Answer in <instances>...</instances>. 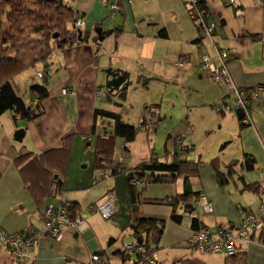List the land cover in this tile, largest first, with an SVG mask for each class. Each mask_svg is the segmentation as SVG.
Listing matches in <instances>:
<instances>
[{
    "label": "crops",
    "instance_id": "obj_1",
    "mask_svg": "<svg viewBox=\"0 0 264 264\" xmlns=\"http://www.w3.org/2000/svg\"><path fill=\"white\" fill-rule=\"evenodd\" d=\"M142 1L156 4L161 0ZM180 1L184 5V13L174 10L170 13L172 21L169 23H163L160 18H147L143 17V14H137L133 9L136 4L134 0H80L77 6H73L74 0H72L67 4L74 10L76 19L84 18L86 27L84 32L88 34L86 39L88 38L90 44L79 43L72 47L58 48L51 54V60L50 58L46 60L43 69L52 73V77L46 82L49 96L41 105L43 114L32 121H25V125L21 127L25 131L21 141L23 145H19L21 148L15 149L10 138L14 131H2L1 128H4L5 124L0 121V233L9 236L28 229L42 233V236L35 241L32 252L21 264H88L89 256L99 251L107 255L109 264L121 263L120 259L117 261L116 258H112L118 250L116 249L117 230L122 232L123 237L128 236L132 240L125 227H128L130 220H134V217H129L127 172L148 161L151 153L162 162H171L176 153L180 152L176 143L177 137L182 140L184 146L189 147V152H183L187 155V160L198 164L195 175L189 176L186 180L178 177L168 183H149L138 200L144 217L163 219L165 222L157 254L161 258L162 255L176 257L180 253L189 256L185 246L192 232L169 221L172 212L170 207L144 204L147 200H163L190 189L198 195L194 202L196 208L201 194L212 201L214 214H203L205 219L199 217L200 215L197 216L205 223L208 216H212L213 218L206 223L209 227L227 228L231 225L237 227L245 216L243 206L234 202L232 193L235 194L240 189L236 179L239 181L244 179L245 185L248 186L256 184L250 182L249 175L244 177L239 175L241 164L237 163L242 162L245 155H249L256 164L254 149L264 151V98L252 100L249 111L253 123L251 126L240 124V115L237 111L223 112V114L214 112L212 107L230 102L233 95L229 94L225 85H217L209 79L208 73L202 67L201 59L203 56H209L211 61L219 66L218 53H227L226 66L238 88L248 89L253 85H264V45L260 42V39H264V0H236L237 6L227 0H206L207 2L204 3L207 6L206 11L202 10V6H198L194 8L193 13H190V7L183 0ZM115 4L119 6V11L113 13L109 7ZM112 14H114L113 18L110 16ZM194 20L198 22L199 30ZM177 24L178 37L176 34L174 37L171 31H174V26ZM104 25L107 26L106 29ZM98 28L103 32L102 41L98 34L95 36L92 34L93 29L97 31ZM204 30L209 32L205 34ZM204 39L207 40V45L204 44ZM158 41L163 44L164 41H168L170 46L172 41H177L178 43H173L175 49L172 52L175 54V62L180 59L189 62L188 68L178 66L176 62L177 75L171 77L181 81L180 84L188 89V93L183 96L185 102L187 101L183 114L185 119L174 120L173 116L165 114L164 110L160 109L163 106L162 98L158 105L151 106L153 108L147 107L142 118H139V121L142 120V125L150 127L145 121L150 111L156 113L157 118L156 124L153 125L155 131L152 140H148L149 149L145 155H139L132 149L133 143L125 145L122 139H117L114 148L118 140L121 143H118L116 156L114 154L112 157L111 167L120 164L125 170L121 175L101 181V176L108 172L112 173L113 168L95 170L93 162L90 161L93 155L87 154L83 143L87 140L95 144L98 136L105 133L97 129L99 119L95 131L92 130L95 110L116 113L122 120V111H127L125 108L127 105L119 106L117 100L129 102L128 96L135 92V90L129 92L133 80H136L135 77L139 86H144L145 82L143 79L145 74L134 73L131 65L134 60L145 63L151 61L146 46L151 43L158 45ZM96 42H107L104 47L105 58L97 53L99 50L96 51V48L100 44ZM108 55L111 58L108 59ZM116 72L124 74L130 82V88L122 99H119L115 92L111 93L106 86ZM33 74L29 72V75L23 78L22 96L27 100L25 102L28 106L32 101L30 87L35 86V83L37 85ZM156 76L158 77L155 74L154 77ZM65 87L76 88L75 97L62 95L60 89ZM22 88L20 87V90ZM98 90L104 93V96H101L107 102L104 107L97 106L96 100L93 102L94 94L99 92ZM111 101L116 107L119 106V111L115 107L110 110ZM156 107L158 112L157 110L154 112ZM6 114L9 115L12 124L14 121L10 112L4 113L0 119ZM178 121L180 122L177 123ZM124 124L133 128L139 125L126 122ZM163 129L165 131H160ZM161 132L166 134L163 152L157 148L156 143V136ZM68 137L72 138L70 164L66 174L62 176V182L57 180V176L54 180L57 185L61 182L58 185V195L62 201L66 204L77 203L81 209L80 216L87 220L89 228L79 234L68 230L59 241H54L45 235L41 219L46 205H50L48 202L52 204L53 200L49 199L48 195L42 197V193V195L34 193L28 187L16 160L22 153L45 157V153L58 149L61 142ZM74 151H79V154L75 155ZM75 156H78L83 163L88 160L90 164L86 163L80 167V164L74 162ZM216 159L219 161L221 171L219 173L224 177L222 180L226 181L225 186L217 183L216 170L211 166V162ZM223 166L230 167L229 176ZM76 168L80 171L77 172ZM95 171L99 174L95 175ZM34 174L37 175L38 171ZM37 176L42 180V184L48 179L47 175ZM95 179L100 180L93 185ZM110 191H113L116 197V213L112 221L110 220L111 230L104 234L101 229L98 231L95 229L97 227L95 224L90 223L89 217L95 213L86 209L84 218L82 209L83 206L88 208L91 204H100ZM223 221L227 224H223ZM187 225H189L188 221ZM253 237V240L242 243L247 264H264V242L258 243V240L263 238L259 239L258 233ZM0 264H13L8 253L1 248Z\"/></svg>",
    "mask_w": 264,
    "mask_h": 264
},
{
    "label": "trees",
    "instance_id": "obj_2",
    "mask_svg": "<svg viewBox=\"0 0 264 264\" xmlns=\"http://www.w3.org/2000/svg\"><path fill=\"white\" fill-rule=\"evenodd\" d=\"M183 1L190 7V13H193L194 8L198 6H202V10L206 11L207 6L204 5L206 0H197L195 4L191 3V0ZM64 2V0H0V117L7 112L12 114L14 122H17L18 120L32 121L37 117H40L44 112L41 105L49 96L46 82L52 77V73L46 71V77L43 80L44 82H42L43 84L30 87L29 91L32 95V101L29 106L26 104L22 93L19 90L20 76L26 71L36 67L42 61H46L58 48L67 46L72 47L74 44L89 42L88 38L86 39L88 34H85V38L82 37V42H78L77 38L72 35V24L75 23L76 20H81L82 18L76 19L74 10ZM195 23L197 27L198 22L195 21ZM260 42H262L261 39ZM262 44L264 45V43ZM227 58L228 57L226 56L224 61H226ZM38 73L36 72L35 74L36 78ZM112 77V80L106 86L109 87L111 93L115 92L119 99L124 98L128 88H130L128 77L120 72L114 73ZM64 89L74 90L69 87ZM35 98H37L36 100L39 103V107L34 115L31 113V109L37 105L33 104V99ZM95 111L96 115H94L92 130L93 132L95 131L97 119L100 118L102 121L101 130L105 131V133H103L102 136H98L97 143L95 141V144L94 142L91 143L85 140L83 142L84 148L86 151L92 149V153L90 154L93 155V159H90V161L93 162L94 169H111L113 168L111 165L113 163L114 142L117 139H122L125 145H129L135 140L138 130L137 128L124 124L121 117L116 113L102 110ZM231 111L236 112V110ZM154 112H156V109H154ZM155 114L156 113L150 112L149 116L156 118ZM250 118V122L252 123L251 115ZM249 125L251 126V124ZM71 141L72 138L68 137L65 141L61 142L58 149L45 153V157H42L41 155H33V157L32 154L27 153L18 155L16 163H18L17 165L20 169L22 178L34 193H37L38 195L43 194L42 197H46L50 189L49 185L56 183L54 180L55 176H57L58 181L62 182V176L66 174L68 165L70 164L72 153ZM179 151L180 152L176 153L174 156L175 159L173 158L171 162H162L155 157L154 153H151V157L148 161L138 165L133 171H131V173L127 172L126 179L128 184L129 217H134V220H130L128 227H125L128 229L132 240H130V242L122 243L120 246L121 249L115 251L116 256L120 259L122 264H146L150 259H153L155 264L163 263L162 259H160V256L157 254V251L158 245L163 236L165 222L163 219L160 220L157 218L144 217L140 211L138 200L140 198L139 196H141V193L149 183H168L176 180L178 177L186 180L189 176L195 175L194 173L198 164L196 162L188 161L186 158L187 155L182 153L181 150ZM74 162L80 164V167L86 163L90 164L88 160L86 163L81 162V159L78 158V156H75ZM218 162L217 159L212 161L211 166L216 170L217 181H221L219 184L225 186L226 181L220 179L221 173L219 172L221 171L219 170ZM237 164H241L240 172L243 169L246 171H253L255 168V161L251 159L249 155H245L243 161H238ZM223 168L227 170V173L229 172L230 167L223 166ZM76 170L77 172L80 171L78 168H76ZM36 171H38V174L48 176V179H46L44 184H42V180L37 176L38 174H34ZM122 173L123 172H108L105 174L107 175L106 178H102L101 176V180L106 181L113 178V176L121 175ZM230 174L231 173H228V176ZM99 180L100 179H95L93 185L99 182ZM58 185L57 188H59ZM259 188L258 183H256V185H246V190L250 189L254 192H259ZM197 196L198 195L191 192L190 189H186L184 192L174 197H169L163 200H147L144 202V204L170 207L172 209L170 221L176 226L189 229L192 232L191 238L185 246V250L188 252L189 257H187V255L180 256L177 258L178 264H207L202 257L209 254L198 253L196 243L192 238L194 235L209 231V233L211 232V235L214 236L216 231L221 229L228 230L231 233H235L237 230L236 227L232 225L227 228L221 226H207L201 218L197 217L199 214L196 213L197 208L194 205ZM200 196H204V194H201ZM48 198L56 203L55 204L50 200L52 204L50 202H48V204L56 209L63 208L64 201H62L59 195L51 194L48 195ZM106 202L111 204L114 212L109 219H102L112 221L116 213V197L113 191H110L100 204L89 205L87 210L101 215L98 212V209ZM262 205L264 204H261V206ZM197 207L201 212H204L202 207L199 205H197ZM242 208L245 212V216L242 218V220H244L249 217L250 212L248 211V208ZM65 211H68L65 214L66 223L58 224L61 238L66 231H75L72 227H69L67 223L72 222L77 218L84 221V224L86 225V228L82 230L83 233L88 230L89 224L87 220H84L80 216L81 209L77 203L70 204L68 209L65 208ZM187 221L189 222V225H187ZM43 226L45 227L44 224ZM255 233L259 234V239L263 238L262 240H258V243L259 241L263 243L264 225L257 231L252 230L249 234L248 241L253 240V235ZM15 235L17 234H14L13 236ZM138 240H140L141 245L139 246L137 244L136 247H141L142 249L135 253L123 250L124 245ZM54 241L58 240L54 239ZM242 243L244 242L236 245V250L232 255L223 252L225 255L223 264H247V257L245 251H243Z\"/></svg>",
    "mask_w": 264,
    "mask_h": 264
},
{
    "label": "rangeland",
    "instance_id": "obj_3",
    "mask_svg": "<svg viewBox=\"0 0 264 264\" xmlns=\"http://www.w3.org/2000/svg\"><path fill=\"white\" fill-rule=\"evenodd\" d=\"M64 1H65L64 2L65 4H68V3H71L72 0H64ZM134 2L136 4L133 6V9L137 14H143L142 16L147 17V18L148 17H153L154 19L160 18L163 23L164 22L169 23V21H172L170 13L174 12V10L179 11L181 14L184 13V10H183L184 5L180 0H171V1L170 0L169 1L168 0H161V1L157 2L156 4L155 3L154 4H147V3H145V1H142V0H134ZM79 4H80V0H74L73 6H77ZM109 10L113 13H116L119 11V6L116 4L111 5L109 7ZM113 15L114 14H112L110 16H112V18H113L114 17ZM79 20L80 19L76 20L75 23H77ZM81 20L83 22H85L84 18ZM183 21H186V20H183ZM75 23L72 24V35L74 37H76L78 40V34L80 31L81 32V41L78 40V42H82V37L85 38V36H84V34H85L84 31L86 28L85 24H84L83 29H79V28L74 26ZM103 27H104V29L107 28L106 25H104ZM178 28H179V25L177 24L176 26H174V29H173L174 31H171V33L173 34L174 37H175V34L178 37V35H177ZM93 30H94V32L92 31V34H93V36H95L97 34L96 29H93ZM102 35H101V37H103ZM261 41H262L261 43H264V39H261ZM164 42L165 43L163 44L162 42L158 41L157 42L158 45L155 43H151V44H148L146 46L147 53H148L151 61H147V63H145L144 61H141V60L137 61V62H136V60H134L133 64L131 65L133 67L134 73H139L141 75L145 74L144 78H143L145 80L144 86H139L136 82L137 77H135L136 80H133V83H132V86L130 89L131 91H129L130 93H132V91L135 90V92L132 93V95L128 96L129 102L117 100L119 106L122 104L124 106L127 105L125 107L127 111H125V112H124V110L122 111L123 112L122 121L126 122V123H133V124L138 123L139 124L138 126H135V127H137V130L141 131V132H138L135 140L132 142L133 143L132 149L139 155H145L147 149H149L148 140H152L151 137L153 136V132L155 131V127L153 125L156 124V119H157V118L152 119V118H150V116H146L145 121H147V123L150 127L142 125V120L139 121V118L140 119L142 118L141 116L143 115V112L147 110V107L153 108L151 106L158 105L160 103V101H159L160 98H162L161 101L163 102V106L160 109L164 110L165 114L173 116L174 120L184 121V119H185V116H183V114H184L185 109H186V102L187 101L185 102V99L183 96L185 95V93H188V89H187V87H184L182 84H180L181 81H177L176 79H171L172 76L177 75V73L175 72V69L177 67L176 66L177 64L175 65V63L177 61L175 62V60H176V59L174 60L175 54H172V52L175 49L173 43H175V42L178 43V42L172 41L173 43L171 42L172 43L171 46H170V42H168V41H164ZM106 43L107 42H101V43L96 42V44H100L99 46H97L96 51L99 50V51H97V53L99 52V55L102 56L103 58H105V56H106L105 55L106 51L104 48L107 45ZM89 44H90V42H89ZM204 44L207 45V40H205ZM51 57L52 56L49 57L50 60H51ZM109 58H111L110 55H108V59ZM180 61L183 64V68L189 67V62L187 60L180 59L178 62H180ZM46 63H47V61H42L36 67L32 68L29 71H26L23 75H21L22 78L19 82L20 87L22 88L23 78L27 77L29 75V72L34 73L33 77L35 76L36 72L37 73L41 72V74H45L46 71L43 68L46 65ZM149 68H152V69H149ZM130 70L132 71V69H130ZM102 74L104 76H106L105 73H102ZM155 74L158 75V77L157 76L154 77ZM159 76H161V77L159 78ZM208 76H209V79L211 81L216 82L212 76H210V75H208ZM228 76H229L230 80L233 81L229 70H228ZM36 81H37V85H42L43 84L42 82H44L43 78H41L39 76L36 78ZM226 83H227V81L223 80V79H219L216 82L217 85H219V84L225 85L229 94L233 95L232 100L230 102H227V103L232 104L229 108L232 109V108H236V107L240 106L239 100H241L243 103H247L246 108L243 110V112H240L239 110H236V111L240 115V124H242L244 126H250V125H248L250 123H245L244 121L247 119L248 111H250L251 103L253 100L252 97L255 98L256 96L261 95V96H263L262 98H264V85H256V86L253 85V87H250L248 89H246V88L244 89L241 87L238 88L234 84L237 91L238 90L243 91L240 93V95H242V96H237L234 92H231L228 89ZM35 85H36V83H35ZM63 89L64 88L60 89V93ZM75 89H74L75 94H77V90H75ZM20 91L23 94V91H24L23 88ZM98 91L99 92H96L94 94L93 102H94V100H96L97 106L103 105V107H104L105 105H107V102H105V100H103V98H102L104 96V93L102 90H98ZM252 92H253V94H252ZM65 93H61V94L64 95ZM64 96H68V95H64ZM36 99L37 98L33 99V104H37V105L31 109V113L34 115H35V112L38 111V107H39L38 106L39 103ZM109 105H110V107H112V109H110L111 111L114 109V107L116 110L119 111V106L116 107V105L112 104V101ZM219 106L220 105L212 107V110L216 113H222L221 112L222 109H218ZM226 108H228V107L226 106ZM156 110L158 112V108ZM155 117H156V115H155ZM0 121H2L5 124V127L1 128L2 131H14L10 138H11L12 144L15 145V149H16V147H19V145H23L21 142H17L14 140L15 139L14 135L16 132H18L20 130H24L21 127L25 125V121L19 120L17 122H12V124H11V121H10L8 114L4 115L0 119ZM180 121H178L177 123H179ZM162 123L163 122H159V124H162ZM101 124H102V121L99 118L98 125H97V129H99L98 131H100V129L102 128ZM0 127H1V125H0ZM168 127L169 126L167 125V128ZM147 131H149V132H147ZM158 131H159V129H158ZM160 131H165V129L160 130ZM24 135H25V131H24ZM156 137H157L156 138L157 148L163 152V148H164V144H165V140H166V134H162V132H161ZM23 138H24V136H23ZM23 138H22V140H23ZM118 143H121L120 140H118L117 143L115 144V148L113 151V155L115 154L114 156H116V154H117L116 152L119 149ZM176 143L178 145L179 150H181L182 153L185 151L189 152V147L184 146L182 140L179 137H177ZM19 148H21V147H19ZM89 153H92V149L87 150V154H89ZM74 154L78 155L79 151H74ZM248 154H250V153H248ZM254 156L257 158V163L255 164L256 168L253 171H246L243 169V170H241L239 175L241 177H244L245 175L246 176L249 175V177L251 178L250 182L251 183H254V182L258 183V185L260 187L259 188L260 191L254 192L250 189L246 190V185H245V182L243 181L244 179H242L241 181L236 179V183L239 185L240 189L235 194L232 193L233 194L232 198L234 199L235 203L241 204L243 207L248 208V211L251 212L249 214L251 215L252 220L258 221V224H261V223H264V205L261 206V204L264 203V176L262 175V172H264V151H261V150L255 148L254 149ZM76 159H77V157H76ZM115 160H116V157H115ZM115 160H114V162H115ZM96 169H97V171H99L98 168H96ZM124 170H125L124 167L120 164H117L112 169V171L114 173L115 172H124ZM97 171H95V175L99 174ZM131 171H133V170H130L129 172H131ZM225 175H226V173H225ZM102 176H104V175H102ZM103 178H105V177H103ZM223 178H224L223 175H220V179L222 180ZM216 179H217V177H216ZM217 183H221V181L217 182ZM233 185L235 187V184H233ZM49 186H50V189H49L48 195H51V193H53V192H55V194H58L59 189L58 188L56 189V187H57L56 183H52ZM229 190L231 191V189H229ZM164 199H166V198H164ZM206 199L209 201L210 206H208L207 208H205L204 206L203 207L205 209H207L208 212L205 214V211L201 212L198 208L196 209V213H198L200 215V217L204 218V219H205L204 215H213L214 214V205H213L212 201H210V199H208V198H206ZM68 207H69L68 204H66V209H68ZM50 208H51V205H46V208H45V210L42 214V218H41L43 224L46 223V220H47L46 217L51 214L52 209H50ZM86 209L87 208H85L83 206L82 210L84 212L82 211V214H83L84 218L86 217ZM53 212H54V210H53ZM66 212H68V211H66ZM111 215L105 219H109L111 217ZM74 217H76V216H74ZM78 217H80V216H78ZM102 218H103L102 215L95 214V215H91L89 217V220H90L91 224H95L97 226V227H95V229L97 231H98V229H101L102 232L105 234L106 232L111 230V221L110 220L109 221L104 220ZM212 218H213L212 216H208L206 223L208 221H210ZM48 219H49V221H48L49 226L51 227L53 225L52 217L49 216ZM78 219H79V223H78L77 227L74 228V230L77 234L83 232L81 228H82V225L84 223V221H82L80 218H78ZM241 222H242V220L240 221V223ZM223 224H227V223H225L223 221ZM25 232H27L29 235H35V238L33 241V246H31V244H28L27 245V251L28 252L23 254L21 257L18 256L16 248L13 249L4 243L5 239H12V238L6 234L4 235V234L0 233V238L3 239L2 242L0 241V248L3 249L6 253H8V257L10 258V260L12 261L13 264L14 263L15 264H21L23 262V259H26L29 255V253L32 252V250L34 248L35 241L40 236H42V233L37 231V230H29L28 229ZM20 233H22V232H20ZM20 233H18L17 235H19ZM44 233L49 239L54 240L53 238L48 236L46 226L44 227ZM55 234L57 235L58 233L56 232ZM116 237L118 238L116 249L117 248L120 249V246L122 245V243L130 242V239L128 238V236L123 237L122 232H120L118 230H117ZM136 244H138L140 246L141 242L138 243V241H136ZM137 248H141V247H137ZM123 250H124V246H123ZM99 253H100V257H103V256L107 257V255H105V253H103L101 251H99ZM13 254H14V256H13ZM183 255H185V254L180 253V254H177L176 257H173L172 255H162V258L160 257V259L163 260L162 264H178L177 258H179L180 256H183ZM187 257H189V256H187ZM224 257H225V255L223 253H219V254H210L208 256H203L202 259L205 262H207V264H223ZM112 258H116L117 261L119 259L116 256V254H113ZM106 262H107V260H106ZM107 264H109V263L107 262ZM119 264H121V263H119Z\"/></svg>",
    "mask_w": 264,
    "mask_h": 264
},
{
    "label": "built area",
    "instance_id": "obj_4",
    "mask_svg": "<svg viewBox=\"0 0 264 264\" xmlns=\"http://www.w3.org/2000/svg\"><path fill=\"white\" fill-rule=\"evenodd\" d=\"M229 3L237 6L238 3L236 0H227ZM197 2V0H191V3L195 4ZM84 22L82 20H79L77 23L74 24L75 27L79 28V29H83L84 28ZM209 31L204 30V33L207 34ZM226 53L224 52H220L218 53V58L220 60V65L216 66L210 59L209 56H203L201 59L202 62V67L206 70V72L208 73V75L212 76L214 78V80L217 82L219 79H223L226 80L227 83V87L231 92H234L237 96H242L240 95L241 92H243L242 90H238L236 89V87L234 86L233 81L230 80L229 76H228V68L226 66V62L224 61V59L226 58ZM178 66H182L183 64L182 62H177ZM41 77L43 78V80L46 77V73L45 74H41L40 72L37 74V77ZM250 90V89H249ZM66 92V93H65ZM62 93H65L64 95H68V96H72L75 97V92L74 90L71 89H63ZM253 94V92H252ZM244 95V94H243ZM263 96L258 95L255 98L252 97L253 100L256 99H260ZM240 102V106L236 107V108H229L232 104L230 103H223L222 105H220L218 107V109H222L221 112H228L231 110H239L240 112H243V110L246 108L247 103H243L241 100H239ZM226 106L228 108H226ZM226 110V111H225ZM152 119H154L153 117H150ZM251 118H250V113L248 111L247 114V119L244 121L245 123H250L251 124ZM249 125V124H248ZM262 175L264 176V173H262ZM262 177V176H261ZM207 197L204 196H200V198L197 201V204L203 208V210L205 211V213L208 212L207 208L208 206H210L209 201L206 199ZM205 208H204V207ZM63 208H59L56 209L55 207H53L51 205V214L49 215L50 217H52L53 220V225L50 227L49 226V219L47 216V220L46 223L44 224L47 227V234L49 237L53 238V239H57L60 240L61 239V234H60V230H59V225L60 223H66V211H65V206H62ZM54 210V212H53ZM98 212L102 215V217L108 218L111 214H113L114 210L112 209V206L109 202L104 203L103 205H101L98 209ZM75 222V223H74ZM79 223V219H75L72 222H68L67 225H69V227H72L73 229L77 227ZM264 225V223L258 224V221L252 220L251 215H249L248 218L242 220L241 223H239V225L236 227V232L235 233H231L228 230L225 229H221L216 231V233L214 234V236L211 235V232L209 233V231H204L199 235H194V237H192L196 243L197 249H198V253L201 254H212V253H223L225 252L228 255H232L234 254L235 250H236V245H238L241 242H248L249 239V234L252 230H259L261 229V227ZM86 228V225L83 223L82 225V230ZM58 233L57 235L55 233ZM9 237H11L12 239H5V244L11 248H16L17 249V253L18 256L21 257L23 254L27 253V245L31 244V246H33V241L35 238V235H29L27 232L22 231V233H20L19 235H9ZM0 241L2 242L3 239L0 238ZM136 242L133 243H129L124 245V250L127 252H132L135 253L136 251H139L141 248H137L136 247ZM131 250V251H130ZM14 256V254H13ZM90 260L88 262V264H107L106 262V257H100V254L98 253H93L89 256ZM146 264H155V261L153 259H150Z\"/></svg>",
    "mask_w": 264,
    "mask_h": 264
},
{
    "label": "water",
    "instance_id": "obj_5",
    "mask_svg": "<svg viewBox=\"0 0 264 264\" xmlns=\"http://www.w3.org/2000/svg\"><path fill=\"white\" fill-rule=\"evenodd\" d=\"M96 33L98 34L100 41H102V37H101V35L103 33L102 29H98L96 31ZM78 40L81 41V32L80 31H79V34H78ZM23 136H24V130H20V131L15 133L14 138H15L16 141L21 142ZM59 185H60V182H59ZM138 243H140V240H138Z\"/></svg>",
    "mask_w": 264,
    "mask_h": 264
},
{
    "label": "flooded vegetation",
    "instance_id": "obj_6",
    "mask_svg": "<svg viewBox=\"0 0 264 264\" xmlns=\"http://www.w3.org/2000/svg\"><path fill=\"white\" fill-rule=\"evenodd\" d=\"M103 175H104V176H102V178H103V177L106 178L107 175H105V174H103ZM101 181H102V180H101ZM51 194L53 195V194H55V192H53V193H51ZM57 195H58V194H57ZM63 205L66 207V203L63 202ZM68 206H70V204H68Z\"/></svg>",
    "mask_w": 264,
    "mask_h": 264
}]
</instances>
